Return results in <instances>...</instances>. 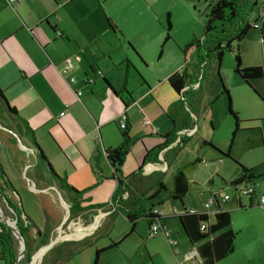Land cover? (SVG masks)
<instances>
[{
    "label": "crops",
    "instance_id": "1",
    "mask_svg": "<svg viewBox=\"0 0 264 264\" xmlns=\"http://www.w3.org/2000/svg\"><path fill=\"white\" fill-rule=\"evenodd\" d=\"M255 1L241 0L240 3L242 6L252 5L254 11L256 7L258 13ZM106 3L107 0H16L14 3L0 0V165L6 173L4 177L0 171V196L3 202L6 203L9 198L14 203L10 188L16 189V186L12 179L19 181V185L30 193L29 203L42 210L43 227L38 228L37 237L46 235V248L57 235L55 241L77 239L91 233L105 216H112L117 212L125 216L115 200L119 194V186L106 152L122 144L123 136L118 119L126 114L130 140H134L130 144V152L139 141L144 148L140 147L134 155L135 148L134 156L129 152L122 167L124 177L135 174L123 194L124 199L128 197L131 202L129 211H147L139 203L141 196L152 200L150 207L155 205L163 215L168 216L165 224L171 238L168 240L166 235L165 237L172 251L167 247L169 258L165 263L201 264L198 255L187 257L188 253L197 252L196 248L180 232L175 234L176 231L171 230L168 224V219H173L183 211L182 205L170 202V208L167 209L162 196L164 188L171 194L174 175L187 166L182 160L176 159L178 155L173 157L172 152L178 147H185L189 137L196 133L194 119L188 113L189 107L183 108L184 113L178 109L180 96L168 81L176 71L169 72L162 82V77L159 76L155 80L158 82L155 86L145 80L149 84L145 91L156 98L159 110L165 111L173 122L172 128L162 134L157 127L154 131L151 130V134L132 133L130 109L136 107V101L128 88L129 77L132 75V66L137 69L136 57L143 66L148 65L134 47L136 44L133 45L129 37L119 29L114 17L106 14ZM66 7L83 13L91 12L94 21L79 22L75 19L76 14L70 22L60 21V16L67 14ZM100 13L104 18L100 17ZM256 18L257 16L253 20ZM241 21L251 23L243 16ZM58 31L62 32V36L58 35ZM116 38L119 45L114 48ZM125 44L134 54L126 48L125 53L116 56L115 51L122 50ZM245 47L247 50V45ZM161 50L159 58L164 51ZM261 51L264 52L263 43ZM69 58L75 59L74 70L65 72V62ZM126 61V79L123 82L121 74H124V67L120 73H115V67ZM178 62L181 65L179 60ZM242 63L246 67L264 65L263 60L256 63L245 62L243 56ZM183 68L188 70L185 64L176 70ZM70 74L76 76V81L71 86L67 83ZM167 82L168 95L158 92L157 87ZM118 85H122V88ZM77 91H83L81 99H78ZM9 107L14 110L11 111ZM48 134L58 144L60 149L57 151L52 148V144L46 147L41 142V137L49 142ZM168 134L169 137L166 136ZM262 138L264 142V137ZM159 147L162 150L158 151ZM39 149L45 151L43 153L47 155L53 171L41 158ZM149 149H155L156 153L151 154L149 161L143 165ZM103 157L106 166L103 165ZM85 164L92 166L95 184H74L79 189V185L89 186L78 190L69 183L70 172L81 169ZM156 173L158 175L152 183L144 181V178ZM60 177L65 178L79 193L72 196L62 185ZM255 185L252 201L249 199L248 204L242 201L245 207L236 208L239 213L236 215V222L232 223V228L238 232L235 251L217 264H264V207L260 201L264 195V186L259 191ZM87 192L90 193L89 196ZM153 194L154 198L150 199ZM86 202L89 205L83 207L82 203ZM204 204L201 208L194 204L192 209L184 204L183 206L189 210H202ZM15 218L16 216L13 217ZM29 218L27 219L33 223L31 226H35L34 220ZM48 218H52L49 230ZM64 220L65 225L61 227ZM2 223L3 217L0 216V230ZM22 227L28 229L30 226L26 225L25 220ZM58 229L60 234H57Z\"/></svg>",
    "mask_w": 264,
    "mask_h": 264
},
{
    "label": "rangeland",
    "instance_id": "2",
    "mask_svg": "<svg viewBox=\"0 0 264 264\" xmlns=\"http://www.w3.org/2000/svg\"><path fill=\"white\" fill-rule=\"evenodd\" d=\"M83 1L85 2V0ZM251 6H241V14L246 21L253 22V18L258 13L256 7L254 11ZM105 8L106 14L112 15L119 29L129 37L133 45H137V47L136 45L134 47L144 57L148 65V67L143 66L136 57V67L140 72L135 66H132V75L129 77L128 88L136 101V107L130 109L133 134H151V130L154 131L156 127L159 128L160 134H162L173 126V122L165 111L161 112L159 110L156 98L153 94L148 95L145 87L148 89L149 84L155 86L158 83L155 80H158L159 76L162 77L161 82L164 81L166 73L175 72L184 67V64L190 75L194 76L195 74V80L199 81L201 87H194L186 93L184 107L187 108V104L190 106L187 110L191 118L194 119L196 133L189 137L185 147H178L172 152L173 157L178 155V158H176L178 161L182 160L183 164L191 165L187 173L192 186L183 202L189 209H192L194 204L201 208V205L206 203L215 193L228 194L232 199L229 200V203H222V206L230 209L232 223L236 222V215L239 213L236 208L239 206L235 200L236 191L230 183L241 175L240 164L253 168L255 174L259 177L256 180V190L260 191V188L264 186V142L262 138V136L264 137V78L252 80L250 85L235 73V54L238 51L244 57L245 62L264 61V52L261 51L262 38L260 30L252 29L245 41L241 43L240 48L235 45V50L233 52L225 51L220 60L216 48L217 37L214 34L206 36L205 33L208 12L207 0H107ZM66 9L67 14H62L59 18L60 21L67 20V22H70L75 14V19L79 22L90 23L94 21L91 12L83 13L78 10L74 11V8L70 10L68 7ZM102 14L104 16V11ZM102 14L99 15L104 18ZM168 14H170L172 23L171 39L164 43L167 34ZM194 40H196V43L192 47L186 48ZM115 41L114 48H117L119 45L118 38ZM161 46L164 51L159 58ZM126 48L128 46L125 44L122 50L115 51V55L121 56L122 53H125ZM128 50L133 53L131 48H128ZM73 60L75 65V59ZM127 63L126 61L124 64L115 67V73L122 72V67H124V74H121L123 82L126 79ZM220 75L229 89L233 109L239 116V128L234 138L233 132L236 128V119L228 110V96L222 90ZM72 76L76 78L74 74H70L67 78ZM67 83L71 86L69 80H67ZM118 86L120 89L122 88V85ZM157 90L168 95L166 93V91H169L168 82L165 85L158 86ZM118 123H121V119H118ZM48 139L49 142L42 140V137L40 138L46 147L52 144V148L56 151L60 149L50 134H48ZM133 142L134 140H130V144H133ZM38 144L41 146L39 142ZM140 147L143 148L139 141L133 146L130 152L131 155H133V150L136 148L135 155L141 149ZM229 149L232 157L222 156L221 151L227 152ZM103 165L106 166L104 157ZM6 168H8V164ZM59 170L61 172V169ZM70 174L69 183L73 186L74 184H80V182H86L87 184H93L94 182L95 184L91 165L85 164L81 169L71 170ZM157 175L156 173L153 176L146 177L144 181L150 184ZM12 180L19 195L12 194L16 210L19 212L17 216H21L24 210V213L31 217L36 224L35 226L30 225L24 232L26 240L25 254L31 255L33 258L37 253L35 255V258H38L37 261L35 263L34 261L31 262V264H93L98 249L108 247L116 242H120V244L108 248L100 254L98 264H169V262H165L169 258L168 248L171 251L172 249L165 235L160 233L156 238L148 239L150 226L146 218H141L136 231L126 237L130 232L132 223L121 212L103 217L91 233L77 239L55 241L58 237L57 234H60L58 229L57 236L48 243V248L43 251L44 244L48 242L46 235L37 237L38 228L42 229L43 227L42 210L29 203L30 193L19 185V181ZM79 186L80 189L74 187L78 190L89 187ZM171 186L169 185V187ZM242 186L240 185L239 188H242ZM162 192L167 209L170 208V202H176L183 207L180 201L171 199L168 189L164 188ZM139 200L144 209L148 211L151 208L152 200L142 196ZM248 200V196L242 197L243 203L248 204ZM0 205L7 213L8 218L15 217L13 211H10V208V210L7 209V204L2 201L1 196ZM87 205H89L88 202L82 203L83 207ZM38 206L40 207V205ZM210 216V220H214L213 213ZM176 220L178 221L176 217L168 219L170 229L175 230V234L180 232V235L186 237ZM23 221L25 219L21 218L20 226L23 225ZM65 222V220L62 222L61 227L65 225ZM11 224H14L13 221ZM51 224L52 218H48V230ZM66 230L69 229L66 228ZM16 239L19 255L20 241L18 238ZM0 263L6 264L5 259L1 257ZM27 263L25 255L22 256L19 264Z\"/></svg>",
    "mask_w": 264,
    "mask_h": 264
},
{
    "label": "trees",
    "instance_id": "3",
    "mask_svg": "<svg viewBox=\"0 0 264 264\" xmlns=\"http://www.w3.org/2000/svg\"><path fill=\"white\" fill-rule=\"evenodd\" d=\"M207 1L208 12L205 25V33L206 36L214 34V36L217 37L218 42L216 48L218 49V56L220 60L222 59L225 51L233 52L235 50V45L240 48L241 43L245 41L247 35L252 29L260 30L262 43L264 44V0L255 1L254 5L258 8V15L257 18L251 23L241 21L242 5L239 0ZM108 20L112 24L110 19ZM171 30L172 23L170 20V14H168L166 28L167 34L164 43L171 39ZM195 43L196 40L187 45L186 48L192 47ZM162 51L163 47L161 52ZM235 59V73L239 75L244 82L251 85L252 80L264 78V65H254L247 67L243 66L240 51L235 54ZM220 78L222 90L228 96V110L230 114H232L236 119V128L233 132L234 138L239 128V116L237 112L233 109L229 89L225 85V82L221 75ZM190 80L193 81L187 73L186 68L176 71L168 79L171 88L178 95L182 93V90L185 86H188L190 83H192L190 82ZM200 87L201 85L198 88ZM255 91L258 93L256 89ZM9 108L11 111L14 110L12 107ZM120 129L122 130L123 136L122 144L118 147L108 149L106 153L108 156V160L114 167V176L117 179L119 186V194L115 197V200L118 202L120 210L124 212L126 218L132 223L130 232L127 234L126 237L136 231L137 223L141 218H146L148 220L150 229L154 224H158L160 226V233L166 235L169 240L171 238V235L169 234L168 227L165 224V220L168 218V216L163 215L161 212L159 214H156L154 210L158 208L155 207V205H153L148 211L139 210L135 213H131L129 211L128 206H130L129 204H131V202L128 197L124 199L123 194L125 191H127V188H129L128 182L130 181V179L133 180L135 174L133 173L127 178L124 177L122 167L124 165L127 154L130 152L131 137L128 133L127 123L125 128H122L120 126ZM166 136L169 137V134ZM160 150H162V147H159L158 151ZM39 152L41 153V158L48 164L49 168L53 171L43 151L39 149ZM151 154H154V151H149L147 153L143 165H145L147 161H149V156ZM221 154L225 157H232L230 149L227 152L221 151ZM190 166L187 165L179 169L173 177V189L171 191V198L172 200L180 201L182 204H184L183 199L190 192L192 186L190 177L188 176L189 174L187 173V170ZM240 166L241 175L231 181L230 185L234 187L236 191L235 200L237 201L238 206L245 207L242 204V197L248 196L250 201H252V196L255 195L254 185L256 184L258 176L255 174L252 168L247 167L243 164H240ZM0 171L5 177L6 173L4 172L1 165ZM60 179L63 181L62 185L66 187L68 191L71 192L72 196L79 193L74 187H71L69 185L65 178L60 177ZM6 185H8V182H6ZM240 185H243L242 188H239ZM163 188L164 187L162 186L161 189ZM129 194L131 195L130 191ZM221 194L222 193H215L213 195V210L211 208L207 209L204 206L202 210H189L185 208V206H183V211L175 215V217L178 219V225L180 226V228H182L181 230L186 235L190 245L196 248L201 264H217L235 251L236 238L238 236V232L232 228V214L230 209L224 208L222 206V203L224 202H221L219 200V196ZM154 196L155 194H153L150 199H153ZM231 199L232 197L230 196V200ZM7 200L9 203V207L16 209L14 203H12L9 198H7ZM158 205H161V203H159ZM250 206L252 205L250 204ZM210 213L214 214L213 221L210 220ZM22 214H25L24 211L22 212ZM25 216L26 218L30 219L29 216H27L26 214ZM25 230L27 229L25 227H22L21 225V231L24 233ZM119 244L120 242H116L113 245H109L108 247L98 249L96 251V256L93 264H98L100 254L103 251L113 246H118ZM17 247L18 245L15 235L9 227L2 223L0 230V253L1 257L5 259L6 264H14L16 262L18 256ZM25 258L28 263L32 260L31 255L25 254Z\"/></svg>",
    "mask_w": 264,
    "mask_h": 264
},
{
    "label": "built area",
    "instance_id": "4",
    "mask_svg": "<svg viewBox=\"0 0 264 264\" xmlns=\"http://www.w3.org/2000/svg\"><path fill=\"white\" fill-rule=\"evenodd\" d=\"M9 1H10L11 3H14L16 0H9ZM57 33H58L59 36H62V32H61V31H58ZM73 70H74V62H73V60H72L71 58H69V59H67L66 62H65L64 71H65V72H72ZM75 81H76V79H75L74 76L69 77V83H70V84H73ZM82 94H83L82 91H77L76 95H77L78 99H81ZM126 123H127V115L122 114V116H121V123H120V126H121L122 128H125ZM181 133H183V131L180 132V134H181ZM191 133H193V131H191ZM150 165H152V164H150ZM245 193H247V192H245ZM219 200H220L221 202L226 203L228 200H230V195L225 194V193H224V194H221V197H219ZM260 201L262 202V206L264 207V195L261 197V200H260ZM213 205H214V197H211V198H210V199L204 204V207L207 208V209H209V208H212ZM154 212H155L156 214H159V213H160V211H159L158 209H155ZM159 234H160V226H159L158 224H154V225L151 227V229H150V232H149L148 238H149V239H152V238L158 236ZM191 256H194V255H192L191 252L188 253L187 257L189 258V257H191ZM33 261H34V263H35V262L37 261V258L33 259ZM33 261H32V262H33ZM14 264H15V263H14ZM27 264H31V262H29V263H27Z\"/></svg>",
    "mask_w": 264,
    "mask_h": 264
},
{
    "label": "water",
    "instance_id": "5",
    "mask_svg": "<svg viewBox=\"0 0 264 264\" xmlns=\"http://www.w3.org/2000/svg\"><path fill=\"white\" fill-rule=\"evenodd\" d=\"M10 190L14 193L18 195V192L15 188H10ZM12 193V194H13ZM7 206H9L8 200L6 201ZM15 216H17V214L19 215V212L16 209H13ZM0 216L3 217V223L9 227L11 229V231L14 233L15 237L19 239L20 241V252L18 255V258L15 262V264H19L22 256L25 255V249H26V240L24 238V233L21 231V226H20V221L21 218L26 220V225L30 226L32 225V221H29L26 216L24 214H21V216H17L14 220L8 218L6 212L4 211V209L2 208V206L0 205ZM13 221L14 224H11V222ZM45 249H43V251H45L47 248L44 247ZM42 251V253H43ZM192 255H198L197 252L193 251L191 252ZM36 255V254H35ZM35 255L33 256L31 262L33 261V259H35ZM38 259V258H37Z\"/></svg>",
    "mask_w": 264,
    "mask_h": 264
},
{
    "label": "flooded vegetation",
    "instance_id": "6",
    "mask_svg": "<svg viewBox=\"0 0 264 264\" xmlns=\"http://www.w3.org/2000/svg\"><path fill=\"white\" fill-rule=\"evenodd\" d=\"M187 73L189 74V76L192 78V80L193 81H191L190 80V82H192V83H190L188 86H185L184 87V89L182 90V93L181 94H179V96H180V99H179V103H178V109L180 110V112H182V113H184V111H183V108H184V102H186V93L188 92V91H190L191 89H193L194 87L196 88H198L200 85H199V81L198 80H195V74H194V76H192V75H190V73L188 72V70H187ZM197 85V86H196ZM187 107H189L190 108V106H189V104H187ZM126 115V114H125ZM149 151L151 152H153L154 151V153H156L155 151V149H149ZM148 151V152H149ZM141 170V169H140ZM13 209V208H11V207H9V206H7V209L8 210H10V209ZM11 211V210H10ZM14 213V212H13ZM13 213H11V215H13ZM7 214V213H6ZM14 215H15V213H14ZM13 217V216H12ZM11 219H13V218H11Z\"/></svg>",
    "mask_w": 264,
    "mask_h": 264
}]
</instances>
